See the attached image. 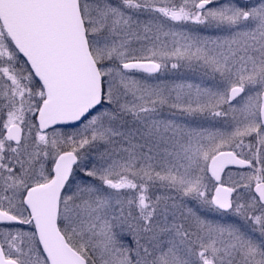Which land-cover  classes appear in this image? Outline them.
<instances>
[{
  "label": "snow or ice",
  "instance_id": "1",
  "mask_svg": "<svg viewBox=\"0 0 264 264\" xmlns=\"http://www.w3.org/2000/svg\"><path fill=\"white\" fill-rule=\"evenodd\" d=\"M0 264H264V0H0Z\"/></svg>",
  "mask_w": 264,
  "mask_h": 264
}]
</instances>
